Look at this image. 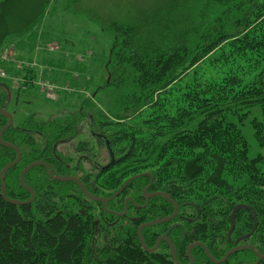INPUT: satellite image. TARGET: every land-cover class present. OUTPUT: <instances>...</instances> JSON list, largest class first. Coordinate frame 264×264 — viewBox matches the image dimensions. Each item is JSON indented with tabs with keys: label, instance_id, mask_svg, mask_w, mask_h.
I'll list each match as a JSON object with an SVG mask.
<instances>
[{
	"label": "trees",
	"instance_id": "16d2710c",
	"mask_svg": "<svg viewBox=\"0 0 264 264\" xmlns=\"http://www.w3.org/2000/svg\"><path fill=\"white\" fill-rule=\"evenodd\" d=\"M22 1L0 0V17L6 7L15 13ZM200 1L191 22L162 39L141 36L132 25L102 24L113 35L105 65L106 85L113 91L107 112L78 111L43 121L29 116L4 130L2 140L21 153L5 175L8 198L30 197L19 174L36 160L51 163L58 175H78L88 191L94 172L99 179L96 194L107 196L135 177L107 203L121 213L125 198H131L124 215H107L110 224L105 231L96 204L87 201L73 181L53 180L42 165L32 167L24 175L35 192L32 202L8 203L0 188V264H175L165 242L161 249L147 252L137 235L141 223L173 211L161 196L144 205L141 190L149 175L150 188L167 192L178 204V213L168 222L143 228L146 247L164 232L173 239L182 264L188 262L186 246L197 241L215 259L242 244L264 255V156H249L242 133L247 121L258 145L264 146V0ZM23 18L17 13L6 22L0 49L4 35L21 30ZM216 51L223 53L222 63L230 62L231 71L218 79L194 78L193 67ZM23 79L31 83V71ZM8 93V86H0V107L7 104ZM145 113L139 121L127 122ZM6 122L0 114V128ZM83 131L107 141L112 159L107 170L95 167L94 154H82L74 163L62 154L60 143ZM116 145L120 146L115 154ZM14 158L15 151L0 144V170ZM210 166L214 174L198 179ZM191 256L192 264H215L200 246L191 249ZM255 258L253 251L244 249L219 264L250 263ZM257 264H264V257Z\"/></svg>",
	"mask_w": 264,
	"mask_h": 264
},
{
	"label": "rangeland",
	"instance_id": "374dc122",
	"mask_svg": "<svg viewBox=\"0 0 264 264\" xmlns=\"http://www.w3.org/2000/svg\"><path fill=\"white\" fill-rule=\"evenodd\" d=\"M45 1H22L15 13L6 7L0 17V34L12 15L22 13L23 21H28L31 16H37ZM200 3V0H50L38 19L30 20L19 31L4 35L0 72L5 75H0V80L10 85L7 111L15 123L29 116L43 121L78 111L107 112L113 104V91L106 85L105 65L113 35L104 30L102 24H128L137 27L141 36L149 34L151 39H162L173 28L189 24L193 10ZM222 54L216 51L193 67L194 78L218 79L231 71L230 62L225 64L219 60L223 59ZM27 70L32 73V84H26L23 79ZM41 81L54 85L55 99L41 89ZM145 115L135 114L127 122L139 121ZM242 133L248 142L249 156H264V146L258 145L247 121ZM86 139L84 134L77 135L59 148L64 156L72 157L74 163L82 154L93 156V150L91 153L88 149L81 150ZM119 146H114L115 154ZM212 174L210 166L198 179L206 180ZM214 204L221 206L219 202Z\"/></svg>",
	"mask_w": 264,
	"mask_h": 264
},
{
	"label": "water",
	"instance_id": "95a60500",
	"mask_svg": "<svg viewBox=\"0 0 264 264\" xmlns=\"http://www.w3.org/2000/svg\"><path fill=\"white\" fill-rule=\"evenodd\" d=\"M0 114H3L8 119V122L6 124H4L0 128V144L3 145V146L10 147V148L14 149L15 152H16L15 159L12 160V161H9L8 163H6L2 167V169L0 170L1 196L8 203L15 204V205H25V204H28V203H30V202H32L34 200L35 192H34V190L32 188H30L29 186H27L25 184L24 175L26 174V172H28L32 167H34L36 165H42V166L46 167L48 175H50L51 179H53V180H57V181H61V182L74 181L75 183L78 184L81 192L85 196H87L89 199H92L94 201L101 202L103 206H105L106 201L112 200L115 197L119 196L121 194V192L123 191V189L125 188V186L127 185V183L131 179H133L135 177V176H131V177L127 178L123 182V184L111 196L105 198V197L94 196V195L89 194L86 191V189H85L84 185L82 184V182L78 178H76L75 176H72V175L61 176V175H58L57 173H52V166L50 164H48V163H46V162H44L42 160H36V161H32L29 164H27L21 170V172L19 174V182L23 186V188H25L29 192L30 197L28 199H26V200H18V199L8 198L6 196V194H5V175H6L7 170L10 167L16 165V163L19 161V159H20V150H19V148L17 146L2 140V134H3L4 130L9 128L13 124V119H12L11 114L7 110H5L3 108H0ZM159 194L165 196L172 203V205L174 206V210L168 216H165V217H162V218H157V219L150 220V221H147V222H143V223H141L138 226L137 235H138V238H139V241H140V244H141L142 248L144 250H146V251H154L156 249V247L158 246L159 239L157 240L156 244L152 248L146 247L145 243H144L143 235H142L143 228L147 227V226H152V225H155V224H158V223H163V222L169 221V220L173 219V217L176 215V213L178 211V206H177L176 202L168 194L163 193V192H153V193H151V195H159ZM144 197L146 198L147 196L144 194ZM126 210H127V200H125V202H124V210H123V212L115 213V214L116 215H124L126 213ZM230 232H231V229L228 231V235H229ZM162 237L165 238L168 241L169 245H170V251H171V255H172L173 261L176 264H180L177 261L176 257H175V253H174V249H173L172 243L169 241L168 238H166L164 236H162ZM195 246L202 247L204 253L209 258V260L211 262L215 263V264H219V263L224 262L229 257V255L234 253V252H237V251H240V250H244V249L254 250V247L252 245H249V244L237 245V246L231 247L228 250H226L221 258L215 259V258L212 257V255H210L207 247L203 243L197 241V242H193V243H191V244H189L187 246V254H188V258H189V263L188 264H192V262H193V258H192L191 254H190V250L193 247H195ZM255 253H256V256H257V259H256L255 262H253V263H243V264H257L264 257V255H261L258 251H255Z\"/></svg>",
	"mask_w": 264,
	"mask_h": 264
},
{
	"label": "flooded vegetation",
	"instance_id": "af4514ba",
	"mask_svg": "<svg viewBox=\"0 0 264 264\" xmlns=\"http://www.w3.org/2000/svg\"><path fill=\"white\" fill-rule=\"evenodd\" d=\"M0 86H5V87H7L8 86V90H9V88H10V85L7 83V81H5L4 79H2V80H0ZM0 108H3V109H5V110H7V104L4 106V107H0ZM10 113V112H9ZM11 114V113H10ZM3 115V114H2ZM4 116V115H3ZM11 116H12V114H11ZM5 117V116H4ZM6 118V117H5ZM7 119V118H6ZM12 119H13V116H12ZM7 122H8V119H7ZM6 122V123H7ZM5 123V124H6ZM13 124H14V121H13ZM12 124V125H13ZM11 125V126H12ZM10 126V127H11ZM83 134H84V136H86L87 137V139L86 140H83V143L85 144L84 146H83V148L81 149V150H86V149H88L89 150V153H91V151L93 150V153H94V155H95V158L94 157H91V160L93 161V163L95 164V167L96 166H99L100 167V169H105V170H107L108 169V167H109V164L111 163V161H112V159H111V156H110V152L107 150V141H97V139L93 136V135H89L87 132H85V131H83ZM8 143H10V142H8ZM67 143L68 142H62V143H60V146L61 147H63L64 145H67ZM11 144H13V143H11ZM14 145V144H13ZM14 150V149H13ZM15 151V150H14ZM15 157H16V152H15ZM20 157H21V153H20ZM15 159V158H14ZM13 159V160H14ZM20 160V159H19ZM12 161V160H11ZM19 162V161H18ZM17 162V163H18ZM16 163V164H17ZM46 163H48V162H46ZM61 163V165H65V166H67V167H69V168H71V166H70V164H68L66 161L64 162V161H61L60 162ZM48 164H50L51 166H52V173H56V171H55V169H54V167H53V165L51 164V163H48ZM59 165V164H58ZM15 166V165H14ZM44 167V166H43ZM45 169H46V173H47V168L46 167H44ZM23 169V168H22ZM21 172V171H20ZM47 175H48V173H47ZM67 175H69V174H67ZM70 175H72V174H70ZM49 177H50V175H48ZM72 176H75L76 178H78L81 182H82V184L84 185V187H85V185H86V182H85V180L84 179H81L78 175H72ZM51 178V177H50ZM98 177L96 176V174L93 172L90 176H89V181L87 182V184H88V186H89V191L86 189V191L89 193V194H91V195H94V196H100V197H105V198H107V197H109V196H107V195H105V194H96V192H97V186H98ZM74 182V181H73ZM75 183V182H74ZM151 183H152V177H151V175H149V183L148 184H146L143 188H142V190H141V195H142V197H143V199H144V205L147 203V201H148V199L149 198H151V197H156V196H161V197H164L170 204H172L165 196H163V195H151V193H153V192H163V193H166V194H168L167 192H165V191H162V190H153V189H151L150 188V185H151ZM76 185H77V187L79 188V186H78V184L77 183H75ZM146 189V190H145ZM79 190H80V188H79ZM80 192H81V190H80ZM82 193V192H81ZM144 194L147 196L146 198L144 197ZM82 195L85 197V199L87 200V201H92V202H94L95 204H96V207L98 208V210H97V214H98V216H99V218H102V219H104V230L106 231V228H107V226L110 224V222L108 221V219H107V215H110V214H112V213H116V212H113L110 208H108L107 207V203L109 202V201H111V200H109V201H106V203H105V206H103L102 205V203L101 202H99V201H94V200H92V199H89L87 196H85L83 193H82ZM169 195V194H168ZM170 196V195H169ZM171 197V196H170ZM172 198V197H171ZM131 198L128 196V197H126L125 198V200H127V202L130 200ZM173 199V198H172ZM85 200V201H86ZM125 200H124V202H125ZM174 200V199H173ZM175 201V200H174ZM176 202V201H175ZM99 205H98V204ZM85 204H87V203H85ZM177 204V203H176ZM173 206V205H172ZM177 206H178V204H177ZM101 210H103V211H101ZM173 210H174V206H173ZM80 212L84 215L85 213H84V211L83 210H80ZM173 212V211H172ZM171 212V213H172ZM177 213H178V211H177ZM177 213H176V215H177ZM168 215H170V214H168ZM167 215V216H168ZM175 215V216H176ZM174 216V217H175ZM165 217V216H164ZM173 217V218H174ZM162 218V217H161ZM172 220V219H171ZM170 221V220H169ZM166 222H168V221H166ZM94 223L95 224H99V220H95L94 221ZM163 223H165V222H163ZM159 224V223H158ZM101 228V227H100ZM99 233H101V232H99ZM162 236H164V237H166V238H168L169 239V241L172 243V246H173V249H174V253H175V245H174V241H173V239L170 237V236H168L167 235V233H164V232H160V233H158L157 234V236H156V239H155V242H154V245L156 244V242H157V240L159 239V242H158V246L156 247V249L154 250V251H157V250H159V249H161L160 248V244H162V242H165V244L166 245H164L165 247V249H166V251H167V253H169V255H170V258L172 259V255H171V251H170V245H169V243H168V241L165 239V238H163ZM191 244V243H190ZM153 245V246H154ZM189 245V244H188ZM187 245V246H188ZM152 246V247H153ZM187 246H186V249H185V251H186V255H187V258H188V254H187ZM152 247H148V248H152ZM202 248V247H201ZM146 251V250H145ZM251 251H253V253H254V255L256 256V253H255V251H256V249L254 248V250H251ZM147 252H152V251H147ZM190 254H191V250H190ZM206 255V254H205ZM175 257H176V253H175ZM177 259V258H176ZM256 259H257V256H256V258H255V260L253 261V262H255L256 261ZM172 261H173V259H172ZM174 262V261H173ZM253 262H250V263H253ZM175 263V262H174ZM189 263V258H188V262H186V263H183V264H188ZM193 263V262H192ZM176 264V263H175ZM180 264H182V263H180Z\"/></svg>",
	"mask_w": 264,
	"mask_h": 264
},
{
	"label": "built area",
	"instance_id": "2783aa9c",
	"mask_svg": "<svg viewBox=\"0 0 264 264\" xmlns=\"http://www.w3.org/2000/svg\"><path fill=\"white\" fill-rule=\"evenodd\" d=\"M0 75H5L4 72H0ZM40 86H41V89L43 91H45V94L50 97V98H54L55 99V94H54V85L51 84L50 82L48 81H41L39 82Z\"/></svg>",
	"mask_w": 264,
	"mask_h": 264
},
{
	"label": "crops",
	"instance_id": "0c3cea01",
	"mask_svg": "<svg viewBox=\"0 0 264 264\" xmlns=\"http://www.w3.org/2000/svg\"><path fill=\"white\" fill-rule=\"evenodd\" d=\"M49 2H50V1H49ZM45 6H46V5H45ZM26 26H27V21H23V22L21 23V25H20L21 29H22V28H25ZM49 47H50L51 49L53 48L51 45H50ZM50 48H49V49H50ZM27 80H28V79H27ZM32 82H33V80H32ZM28 84H32V83H29V82H28ZM27 86H28V85H27Z\"/></svg>",
	"mask_w": 264,
	"mask_h": 264
}]
</instances>
